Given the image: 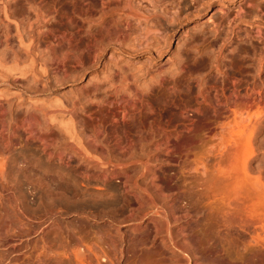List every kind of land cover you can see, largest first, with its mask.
<instances>
[{
  "label": "bare ground",
  "instance_id": "6f19581e",
  "mask_svg": "<svg viewBox=\"0 0 264 264\" xmlns=\"http://www.w3.org/2000/svg\"><path fill=\"white\" fill-rule=\"evenodd\" d=\"M21 1L23 0H10L9 4L5 6L10 10L9 16L7 17L6 15L8 19L6 21L9 22L7 23L9 24L7 27L8 32L4 36V41L9 46L8 61L10 62V67L6 68V64L4 63V65L0 62V83L6 87H18L19 83L23 84L29 92L32 91L33 96H26V94L22 93L14 97L16 107L19 109L22 108L25 111V114L19 122L11 116L7 117L5 114H0V143H3L2 149L4 148L0 150V181L7 180L12 171L11 169L16 165H18L16 166L17 171L22 170L23 174L28 172L25 167L19 165L25 162L17 163L15 159V155H18V152H15L14 146L18 145V142L19 144L23 143V149L27 151L33 149L35 152L32 174L37 182L42 181L41 165L43 160L47 161L49 165L65 168L69 171V174L72 172L74 179H68L71 184L73 183L71 188L76 187V178L82 181L84 180L85 182H98L102 187H105L111 179H117V191L119 192L121 203L126 208L127 218L131 219V223H134L132 222L134 221L132 220L134 214L136 212L141 213L138 214L141 219H137L138 217L136 218L137 220L133 218L135 221L141 220V222L134 223L129 229L130 233L133 234L147 227H150L149 229L151 227L152 229L154 228L158 233L161 230L160 226L164 227V235H160L162 237L161 245H159L160 248L155 251V254L156 252L157 254L159 253L158 257L160 258L158 262L161 264H200V261H214L217 264H264V205H262L264 191L263 189L260 191V183H255L259 178L254 183L249 180L251 178L248 175L250 172H248V163H250L248 160H243V164H240L243 165L241 169L242 173L240 169V173L237 170L235 172L233 169L235 166L232 165L233 160L229 162V157L234 158L231 155L233 147L237 148L239 146H233L237 143L234 140H230L231 135L229 136L230 139L227 138L228 142L222 139L225 135L224 132V135H222V130H227H224L227 133L231 129H227L229 127L228 124H230L227 122L230 121L231 117H236L237 115L235 116V114H251V111L253 112L255 107L258 109L259 104L264 101V33L260 22L255 24V22L251 21L249 23L247 18H250V15L248 12H243L241 7H238L233 14H227L222 8L216 7V11L208 17L207 22L210 21V18L216 12L221 13L219 18L213 20L210 26H206L197 31L200 35L199 38H201V48L207 62L206 68L214 70L215 73L209 80L202 77L193 79V81L184 82L183 80L184 83L181 81L182 87L179 85V87L176 86L178 79L182 80L184 78L180 79L179 73L170 79L171 87L168 88L169 97L175 96L176 94L179 95L180 92L182 94L184 92L187 95L194 85L197 90V98L200 100V106L196 112L213 114V123L216 120L217 122L215 121V123L217 125L219 124L217 119L220 116V119H223V121L219 119L221 126L227 120V124L225 123L227 126L224 125L221 129L219 128V132L216 129L211 131L213 135V139L211 140H214L215 137V139L221 137L219 142L221 140L225 142H220L221 145L224 144L222 148L220 147L221 145L218 146L219 148L216 147V150L213 148L214 151L212 153L209 151L211 155L207 159L204 158L205 160H198L199 162H195L196 160L191 161L192 163L190 161L186 162V160L182 161H185L186 163H184L186 165L182 163L185 165V169L181 166V171L185 170L184 174L186 176L197 177L198 184L196 185L200 188H198L199 190L196 189L197 193L195 194L196 196L198 194L197 199L195 196V199H193V195H190V193L188 196H186L187 194L185 195L187 197L185 207H183L184 210H181L182 213L180 211L181 215L178 216L179 214L176 215L177 212L175 213L174 211L176 210L173 208L176 202V195L173 196L165 193L160 183H158V172L161 170L159 166L161 164H169L168 160L171 156L170 147L172 144L167 128L159 127L160 125L154 128L150 124L146 136L142 135L144 133H140L139 131V137L136 136L137 134L134 133V130L133 133L136 135L133 136L137 137V142H134L132 139V132L125 129V119L131 116V114H144V112H148L150 108L147 109L150 104L149 101L150 99L157 100V93H153V90L147 93L138 88V85L133 89L132 86L135 85V82L130 86L132 81L130 84L128 77L118 69L112 71V74L110 73L108 75V79L104 83L99 82L101 85L98 82H93L90 92L85 94L83 98L72 103L60 101L53 93L49 94V99L46 101L39 94L48 92L51 88L48 89V87L53 82L54 84L61 83L60 81L62 79L66 80L67 78L73 79L77 77L75 75H78L79 71L82 72V70H85L84 58L89 59L88 61L91 60V66L92 64H96L98 57L101 59L107 56L110 51H104V46L106 47L107 45L106 43L111 45L113 43H119L120 45L121 37L119 35L127 30L126 34L130 33L131 36H135L133 43L136 44V50L156 40L153 53L159 56L170 43V32L189 18L197 17L200 12L199 7L202 6L205 0H123V2L121 0H113L116 3L107 0L102 3V14L99 16L100 18L91 21L90 27L87 26L88 29L86 28L82 36H78V33L76 36L56 35L49 29L41 31L42 27L37 31L24 32L21 26L24 24L25 19L22 18L19 22V14L16 11V7ZM119 1L122 3V6L120 5L121 7H119V4H121ZM219 3L223 4V0H219ZM114 4L118 6L113 7L112 5ZM117 7L120 9H117ZM5 13L7 14V11ZM41 14L39 12L37 13L38 16ZM240 24L252 28L251 30L242 32L238 26ZM119 26L121 29L123 27V30ZM130 28L133 30L131 31ZM131 32H134L135 35H132ZM187 33L184 32L183 35ZM130 35H127L128 38H132ZM123 36L121 38L122 40L124 39ZM127 39L126 42L129 40ZM253 44L258 46L254 47L255 49L257 48L259 52L263 53L256 55L253 52L255 53V56H253L256 57V60L251 61L252 64L249 63L250 65L247 64L248 66L245 67L252 77L251 81H242L239 80L240 78L236 79L237 77L232 78L233 76H229V71L227 73L225 68L232 63L231 61L233 59L241 58L238 48L244 45L252 47ZM130 45H127L128 48ZM131 46L134 47V45ZM128 48L124 49V51L126 50L125 53L132 51L130 48L131 51L129 52ZM118 59L119 56L115 53H110L107 57L109 62H115ZM241 62L244 63V60L242 59ZM60 78L62 79L60 80ZM166 80L167 78L160 79L156 92L164 90ZM211 81H215L213 86L209 84ZM39 84L40 87L38 86ZM6 93H8V90H0V98H3L2 100H6ZM163 105L164 113L168 114L170 101H164ZM1 108L3 110V106ZM1 108L0 112L3 113ZM91 108L95 109L98 114H119L121 116V124L119 120L114 118L115 115L109 128L94 122L92 114H96V112L91 113ZM39 116L45 118L43 125L39 123ZM57 117L59 118L57 119ZM186 118L188 119V117ZM255 122V126L257 124L260 125L259 121ZM235 124L237 123H233V128ZM253 124L252 126H254ZM218 127H220V124ZM189 128L190 125L186 124L182 128V132L187 133ZM252 131H254V127L251 129V133H253ZM234 135L236 134L232 136ZM249 138L251 137L249 136ZM15 141L17 143H15L16 145L13 144ZM135 168L140 169L136 177H134L135 179L132 180L131 176H133V173L130 174L131 172L129 171ZM239 176L242 177L239 180L241 184L237 182ZM258 181L260 182V180ZM38 184L40 185V183H37L36 187ZM236 185H241L239 191L236 190L238 187ZM193 191L196 192L195 190ZM198 200L199 203L202 200L203 202L206 201L203 204L204 206L202 203L201 205L205 209L203 211L207 213L208 224H205L207 222L205 218H202L203 220L205 219L203 223L201 222L202 219H199L200 224L203 225L201 226L206 228L204 230L205 234L200 236L204 238V235L208 233L209 237L206 236V238L209 239H207L206 243L208 250H213L211 251L214 254L213 256H211L212 253L206 256H200L196 248L199 241L197 238L199 237L196 235L198 231L196 229L198 228L196 226L197 224H194V221H196L195 217L198 214L197 210L199 206L195 210V206L197 205L195 203H198ZM259 202H261L263 210H261L262 208L259 206ZM257 204L259 209L261 208L260 210H258ZM206 213H204L205 217ZM127 218H123L124 222ZM178 220H182L183 225L173 227L172 224L177 223ZM203 229L199 227V230L202 231L200 234L203 233ZM156 232L153 233L156 235ZM225 245L226 247H224ZM227 246L229 247V251H233L234 256H236L235 258L233 256V258L230 257L228 249H225ZM200 247L207 250V248H204V245ZM108 248L109 251H106L108 255L105 251L103 253L101 248L98 252L99 254L102 252L101 257H98L100 255L94 251V248H92L94 249L93 251L89 250L90 248L87 251H92L93 258L95 257L97 262L105 258V260H108V264H122L121 262H123L122 259L125 251L119 247L120 250L116 249L114 245ZM105 255H107V258ZM127 255H125V258L131 257H127ZM165 255L169 259H165ZM77 256H79L78 259H82L80 257L81 255ZM158 257L156 256V258ZM125 258L124 260H126ZM131 259L128 258L124 264L137 263L134 256L133 260ZM91 261L92 259L90 258ZM103 262L105 263V261Z\"/></svg>",
  "mask_w": 264,
  "mask_h": 264
},
{
  "label": "rangeland",
  "instance_id": "374dc122",
  "mask_svg": "<svg viewBox=\"0 0 264 264\" xmlns=\"http://www.w3.org/2000/svg\"><path fill=\"white\" fill-rule=\"evenodd\" d=\"M105 1L107 0H23L17 5L16 11L19 14V22L22 20V18L25 19V22L21 26V29H23L26 33L37 31L42 27L41 31L49 29L56 35L58 34L76 36V34L78 33V36H82L84 35V31L86 30V28L88 29V27H90V22L93 20H98L100 18L99 16H101L102 14V3H104ZM108 1L116 3L113 0ZM9 2L10 0H0V62L3 64L5 63L6 65H4L5 67L7 66L6 68L10 67V62L8 61L9 46L8 43H5L4 41V36H6V33L8 32L7 27L9 25L7 24L9 22L6 21L8 20L6 18V15L8 17L10 11L5 6H7ZM121 2H123V0H121ZM121 2L119 1V3ZM120 5L122 6V3L119 4V7H121ZM112 6L114 7L118 5L114 4ZM119 7H117V9H120ZM216 7L222 8L223 11H225L227 14H233L238 7H241L243 12H248L250 15V18H247V21L249 23H251V21L255 22V24H257V22H260L262 31L264 33V0H223V4H220L219 0H205L202 6L199 7L200 12L198 13L197 17L189 18L188 20L181 23V25L176 27L172 32H170V43L159 56H156L153 53V48L156 40H153L152 43H147V46L144 45V47L142 46L140 49L136 50V44L133 43V39L135 36H131L130 33L126 34L128 31L127 30L126 32L120 33L121 35H119L121 38L124 35L126 39L129 35L132 37L128 38L129 40L127 39L129 42H126L124 36V41L120 38V45L123 44V48L119 45V43H113L112 45L106 43V47L104 46V51L107 52L110 50L108 55L110 53H115L119 56V59L117 61L109 62L107 60V55L105 57H102L101 59H99L98 57L96 64H92L91 66V60L88 61L89 59L87 60V58H84L83 63L85 64V70H82V72L79 71L78 75H75L77 77L73 79L67 78L66 80L60 78V80L62 79V81H60L61 83L58 82L54 84L53 82L48 87V89L51 87L49 91L47 90L48 92L39 94L46 101L49 99V94L53 93V95L57 96L60 101H63L65 103H72L73 101L83 98L85 94H88V92H90L91 90L93 82H98V84H100L99 82L104 83L105 80L108 79V75L112 71H116L118 69L124 72V74L130 80V84L132 81V84L130 86H132L135 82V85L132 86L133 89H135L136 85H138V88L147 93L152 90L153 93H157V100L150 99L149 101L150 104L147 109L149 107L150 108L148 109V112L146 111L144 112V114H131V116L126 118L127 120L125 119V123L128 126L127 127L125 125V129L130 130L132 132V136L137 134L136 136L139 137L138 132H143L144 134L142 135L146 136L150 126L155 128L157 125H160L159 127L167 128L168 132L170 133L172 144L170 147L171 152L169 151L171 156L169 159L170 161L168 160L169 164H161L159 166L161 170L158 172V183H160V186L161 188H163L162 190L165 193L171 194L173 196L176 195V202L174 203L175 206H173V208L174 210H176L174 212H177L176 215L179 214L178 216L181 215V210H184L183 207H185V200L187 199L186 196H188V194L190 193V195H193V199H197L198 194L196 196L195 193H197V190H199L198 188H200L198 187V185H196L198 184V179H196L197 177L190 176V178L188 175L186 176L184 174L185 170L181 171V168L184 167L183 169H185L186 162L190 161V163H192L191 161L196 160L195 162H199L198 160L207 159L214 151V149L216 150L217 148H219L218 146L221 145L222 142H228L227 138H229L230 135L231 139H229L231 141L234 140L235 143H237L233 146H239L237 148L233 147L232 151L234 152V154L232 152L231 155H233L232 157L234 158H231V156L229 157V162L233 160L232 165L236 167L233 168V166L231 165L232 168L235 170V172L236 170L239 172V169L241 170L243 166L240 164L244 162L243 160H248L250 162L248 163V167L250 168H248V172L250 171L248 175L250 177H248L251 178L249 180L254 183L257 178H259L258 180H260V182L257 180L255 183H260V191L262 189L264 191V186H262L264 185V101L259 104L260 106L258 107V109L256 107L254 108V110L252 109L253 112L251 111V114H235V116L237 115L236 117H238L237 119L236 117H231L229 115L233 120L229 117L230 121L227 122V120H225L224 122L230 123L228 124L229 127H227V129L229 130V128H231V131L229 130L226 133L225 131L227 130H222V135H224L223 132L225 133V135L224 137H222L224 141L221 140L222 142L220 141V143L219 140L221 139V137H218L219 139H215V137L214 140H211L213 139L211 131L216 129L219 132V128L221 129V127L224 126L225 123L223 122L224 124L221 126V122H219L221 116L220 114H218L220 118H218L217 120L220 124V127H218L219 124L217 125V123H215L216 120L214 121V123L218 127L217 128L213 123V114L210 115L206 114L205 112H203L204 114H201L199 112H196L199 109L198 107L200 106V100L197 98V90L195 89L194 85L187 95L184 92L183 94L182 92H180L179 95L176 94L175 96L169 97L168 94V88L171 87L170 79L177 73H179L180 79H182L183 77L186 78H183L182 80L178 79V82H176L177 87H182L183 80L184 82L193 81V79L195 80L201 77L209 80L215 73L214 70L206 68L207 62L201 48V38H199L200 35L197 31H199V29L201 28H205L206 26H210L213 20L219 18L221 13L216 12L212 15L210 21L207 22L208 17L216 11ZM6 11L7 14L5 13ZM38 12L42 13L43 15L41 14L38 16ZM47 13H49V16L47 15ZM114 14H116V12H114ZM243 25L244 24L238 25L242 32L251 30L252 28L247 25H244V27ZM193 28L194 30L192 31ZM130 29L131 31L133 30L132 28ZM121 30H123V27ZM184 32L188 33L186 35H183ZM133 34L134 32L132 33V35ZM130 44L134 45V47ZM127 45H130L131 47L129 46L128 48ZM254 45L255 44H253L252 47L244 45L238 48V52L241 58L233 59L231 61L232 63H230L229 65L230 67L227 66L225 68V71H227V73L229 71V76H233L232 78L237 77L236 79L240 78L239 80L242 81H251L252 77L249 74L248 70L245 69V67L252 64L251 61L256 60V57H254L255 53L256 55H258L259 53H263L259 52L257 48L255 49L254 47L258 46ZM115 48L117 49L115 50ZM127 48L129 49V52L131 51V49L132 51L130 53H125L126 50L124 51V49ZM242 59L244 60V63L241 62ZM161 78H167L166 83H164L165 87L163 86L164 90L156 92L158 82H160ZM214 83L215 81L209 82L211 86H213ZM38 86L40 87V84ZM2 89L8 90V93H6L5 95L6 100H2L3 98H0V108L3 106V110L1 108L3 113L0 112V114H5L7 117L11 116L14 120H17V122H19L22 116L25 114V111H23L22 108L19 109L16 107L14 97H17L22 93L26 94V96H33L31 93L32 91L29 92L26 86L20 83L18 84V87H6L5 85L0 83V90ZM166 100L170 101V110L168 114H165L163 109V102ZM94 111L96 112V114H92V118H94L93 121L102 124V126L104 127L109 128L114 115V118L119 120V123L121 124V116L119 114H98L95 109L91 108L90 112L92 113ZM186 117H188V119ZM58 118L59 117H57V119ZM220 120L223 121V119ZM255 121H259L260 125L257 124L255 126ZM234 122H236L237 124H235L236 126L234 125L233 128L232 126ZM39 123L43 125L45 123V118H41L39 116ZM186 124H189L190 128L187 133H183L182 128ZM252 124L254 126H252ZM253 127L255 132L252 131L253 133H251V129ZM133 132L136 134H134ZM233 134L236 135L232 136ZM136 136H133L132 138L134 142H137ZM249 136L251 138H249ZM15 143L16 141L13 142V144ZM2 144L3 143H0V150L4 149H2ZM23 145V143L19 144L18 142V145L14 146V149L16 150L15 152H18V155H15V159L17 163H21L22 161H24V164L19 165L21 167H25L28 172L24 173V175L22 170L17 171L16 166L18 165H16L13 169H11L12 171L10 172L7 180L5 179L0 181V264H89L90 258L92 259L90 264H108V260H105V258L103 260H98L97 262L96 258H93L92 251L95 249L94 251L97 252L98 255H100L98 257H101L102 252H100V254L98 253L101 248L103 253L104 251L105 253H107L109 251L108 247L111 248L113 245L116 247V249L120 248L121 250L125 251L124 257L122 259L123 262H121L122 264H124L128 258L131 259L132 257L131 260H133V256L134 259L139 257L136 259V262L138 264H161L160 262H158L160 258L158 257L159 253L157 254L156 252V255L155 251L160 248L159 245H161V236L164 235L163 233L165 231L164 227L160 226L161 230H159L160 232L158 233L154 230V228L152 229V227L151 229H149L150 227H147L145 229L142 228V230H139L133 234L130 233V227L134 225V223H137L139 221H135L137 217V219H141L139 217L140 215L138 216V214L141 213L136 212L135 214L137 216L134 214L133 218L135 219L132 218V220H134L132 222L134 223H131V219L127 218L126 208L124 207V204L121 203V198L119 197V192L117 191V179H111L105 187H102L98 182H85L84 180L82 181L76 178L75 180H77V182L75 181V185L77 188H71L73 183L71 184L69 180L70 178L74 179V174L72 172H70L69 174V171L63 167L49 165L47 161L43 160L41 165L43 175L41 179L42 181L37 182L32 174L35 152L33 151V149L31 151L23 149ZM222 145L220 146L221 148L223 147ZM210 148L214 149L211 150ZM4 153L6 154L7 152ZM183 160H186V162H182ZM182 163H184L185 165ZM239 165L241 166V168ZM139 169L140 168H135L129 171L131 172L130 174L133 173V176H131L132 180L135 179L134 177H136V174H138L137 172H139ZM240 177L241 176H239V179L237 181L238 183L242 178ZM37 183H40V185L38 184V186L36 187ZM192 184L194 188L196 186L197 188L194 189L192 187ZM239 184H241V182ZM236 187V190L239 191L241 185H236ZM193 190H195L196 192H194ZM263 201L262 205H264ZM201 203L203 205L204 203H206V201L203 202L202 200ZM201 203H199V200L198 203H195V205L197 204L195 206V210H197L198 206L199 208L197 210L198 219L196 216V221H194V224L196 223L197 225H195L198 228L196 229L198 230L196 233L197 237H199L197 238L199 239L198 243L201 242L200 244L197 243L196 248L200 256H206L211 253V256H213L214 254L213 252H211L213 250H208V245L206 243L207 239H209L206 238V236H208V233L204 235V238L200 236L205 234L204 230L206 228L202 227L203 225L200 224L199 219L201 220L202 218H205L207 221L205 224H208L207 213L203 211L204 205L202 206ZM259 203L258 204L261 207V202ZM259 206L258 210L262 208L261 207L259 209ZM261 210H263V208ZM204 213H206V217ZM125 217L127 219L124 222ZM205 219H202L203 221L201 220V222L203 223ZM140 222L141 220L139 221V223ZM173 224V227H176L178 225L182 226L183 222L182 220H178L177 223ZM198 225H200L199 227L201 229L204 228L202 234H200L202 231L199 230ZM153 232H156V235ZM202 245H204V248H207V250H204L202 247H200ZM224 247H226V245ZM228 248L229 247L227 246V248L225 249L227 250ZM87 249L92 251L88 250V252ZM228 252L230 253L231 258L236 257L234 256L235 254L232 250L229 251L228 249ZM153 253L158 258H156ZM77 255H81L80 257L82 259H78L79 256ZM107 255H105V257ZM125 255H127V257H131L125 258ZM164 257L165 259H169L166 255ZM124 258L126 260H124ZM85 259L88 260L86 261ZM103 261H105V263ZM213 262L214 261H200L199 263L217 264Z\"/></svg>",
  "mask_w": 264,
  "mask_h": 264
}]
</instances>
